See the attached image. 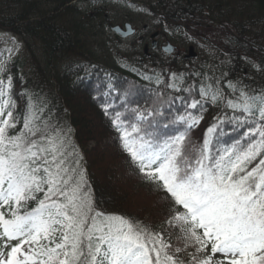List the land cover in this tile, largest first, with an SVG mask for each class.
I'll return each mask as SVG.
<instances>
[{
    "label": "snow or ice",
    "instance_id": "snow-or-ice-1",
    "mask_svg": "<svg viewBox=\"0 0 264 264\" xmlns=\"http://www.w3.org/2000/svg\"><path fill=\"white\" fill-rule=\"evenodd\" d=\"M163 52L183 55L170 44ZM210 73L157 77L151 103L111 81L101 93L133 173L164 193L177 247L100 206L71 130L46 100L16 92L0 59V264H264V88Z\"/></svg>",
    "mask_w": 264,
    "mask_h": 264
},
{
    "label": "trees",
    "instance_id": "trees-1",
    "mask_svg": "<svg viewBox=\"0 0 264 264\" xmlns=\"http://www.w3.org/2000/svg\"><path fill=\"white\" fill-rule=\"evenodd\" d=\"M71 1L0 0V28L14 34L23 46L9 60L15 77V91L25 89L46 100L53 117L71 130L72 139L83 154L95 197L103 209L126 214L158 230L164 224L168 208L164 193L149 186L153 199L142 202L143 194H140L144 192V183L133 173L101 107L106 99L111 102L112 97L106 98L101 93L107 90L106 85L111 81L121 91L138 90L141 101L151 103L149 98L157 89V77L165 79L170 72L188 76L197 70L207 72L210 68L203 61L195 72L185 67L172 71L167 66L173 63L162 62L159 68L162 72L152 73L144 57L141 62L121 60L120 66L104 63L93 51V44L96 47L97 42L89 40L90 37L93 41L96 35L95 19L102 16V11L92 10L94 14L90 16V11L80 2L70 5ZM153 7L171 21L220 20L231 26L237 37L225 28L214 32L216 40L209 44L211 54L206 60L210 61L211 67L215 66L214 48L223 47L227 55L221 66L230 78L241 80L250 88H264V72L260 71L264 64V0H156ZM84 23L89 25L90 34L82 33ZM242 39L249 44L243 43ZM253 64L257 67L253 68ZM244 69H247V75L243 74ZM145 76L151 79L143 78ZM118 104L119 101L116 106ZM19 105L23 108L24 100H20ZM179 107L177 101L176 108ZM214 114V110L209 109L200 127L191 133L194 142L200 141ZM225 130L229 135H235L231 126H226ZM92 141L94 143L90 145ZM131 181H138L140 193H132ZM176 245H181V241H175L173 246Z\"/></svg>",
    "mask_w": 264,
    "mask_h": 264
},
{
    "label": "rangeland",
    "instance_id": "rangeland-1",
    "mask_svg": "<svg viewBox=\"0 0 264 264\" xmlns=\"http://www.w3.org/2000/svg\"><path fill=\"white\" fill-rule=\"evenodd\" d=\"M99 1L103 2L105 0H95L93 2L94 5H99ZM140 2H147L149 3L152 0H135ZM111 5L110 10L114 13V19L115 23H122L124 21H129L133 24V26L138 30V35L143 34L145 31V28L151 27L154 28L153 22L154 17L151 15H148L146 11H137L138 9L133 8V6H129L127 4H123L120 2V0H111L108 1ZM156 23V22H155ZM106 27V26H105ZM99 26V35L102 36V38H99V42L102 43V48H100V45L97 44V55L100 58H107L106 62L112 65H120L121 62L119 61V58H125L127 55H131L133 57L137 56L139 58V51L142 50L143 42H136L135 39L138 36H134L129 39H124L120 41H116L114 39H110V33L107 32L106 28ZM215 31H220L222 29H211ZM178 32L171 33L170 31L166 33L168 38H175L173 37V34H177ZM195 36V35H194ZM210 36V35H208ZM196 37V36H195ZM226 39V37H223ZM164 37H161L160 40H163ZM167 39V38H166ZM21 44L20 42L8 31L0 30V59H6L9 57L8 51L9 49L12 50L11 56L13 57L16 55L17 51L20 49ZM94 142H90V145ZM138 181H131L129 183V186H132V193H140L142 190L139 187V184H137ZM144 192L140 194V196L143 194L142 202H149L153 199V194H151V190L143 187ZM158 231H163L165 238H170V242L175 241L178 239V233L166 226L165 224L161 225ZM178 247V246H177Z\"/></svg>",
    "mask_w": 264,
    "mask_h": 264
},
{
    "label": "water",
    "instance_id": "water-1",
    "mask_svg": "<svg viewBox=\"0 0 264 264\" xmlns=\"http://www.w3.org/2000/svg\"><path fill=\"white\" fill-rule=\"evenodd\" d=\"M129 26L131 27L130 24H125V30H123L120 26H114V27H111V30L119 37H127L129 35H131L133 32H134V29L131 27V31H129ZM119 27L120 29V32H116L115 29ZM156 34H153L151 35V38H152V46L155 45V40H154V37H155ZM166 47V46H165ZM163 47V49L165 48ZM174 48V47H173ZM144 51L147 53L148 52V46H145L144 47ZM195 53L192 52V47H190V50H189V56H194Z\"/></svg>",
    "mask_w": 264,
    "mask_h": 264
},
{
    "label": "flooded vegetation",
    "instance_id": "flooded-vegetation-1",
    "mask_svg": "<svg viewBox=\"0 0 264 264\" xmlns=\"http://www.w3.org/2000/svg\"><path fill=\"white\" fill-rule=\"evenodd\" d=\"M165 41H166V40H165ZM165 41H161V44L164 43ZM185 53H186V50L183 51V55H182L183 58H184Z\"/></svg>",
    "mask_w": 264,
    "mask_h": 264
}]
</instances>
